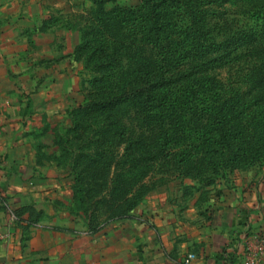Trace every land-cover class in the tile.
<instances>
[{"label": "rangeland", "instance_id": "1", "mask_svg": "<svg viewBox=\"0 0 264 264\" xmlns=\"http://www.w3.org/2000/svg\"><path fill=\"white\" fill-rule=\"evenodd\" d=\"M139 1L114 0L112 4L118 2L129 8ZM260 1L225 0L220 5L204 6L203 10H207V15L202 20L203 28L199 32L200 34L197 32L195 34L193 24L187 20L186 16H182L178 19L181 27H174L172 31L170 30L161 43L165 49L162 48L163 53L170 57L168 64L171 66L188 64L194 54L191 46L197 43L219 45L227 39L232 40L239 36L240 32L252 33L261 28L264 25V7L261 5L264 3ZM78 2L80 3L79 11L74 8L72 13L61 12L58 15L60 17L43 20L40 25L41 30L46 31L47 27H50L61 32L56 33L54 30L52 34L47 35L52 43L40 41V45L37 46L36 43L33 45L34 34H31L27 40L28 48L31 47L30 53H33L37 58L44 56L43 58L48 59L70 54V57L65 59L70 63H63L64 69L69 70V74L72 75H66L63 78V81L65 79L70 85L69 90L62 86L46 88L42 81L38 84L39 86L33 84L27 87L30 91L43 87L45 90L51 91L52 95L48 98L47 103H40L39 106L42 108L38 111L35 110L38 107L37 101L35 105L30 100L27 119L32 118V128L25 131L26 137L37 140L32 148L37 160H45L50 166L56 165L61 169L60 171L54 169L56 174H65L64 181L69 187V193L63 196V201L70 204L69 211L84 216L87 219L89 230L98 233L107 225L133 221L136 217L142 222H148L150 217L143 215L139 210L157 195L159 203H164L165 206L168 204L171 207L181 205L184 208L194 200L198 205L205 203L210 206L212 201H216L217 197H220L218 190L229 192L228 190L235 189V192L243 194L253 188L264 189V165L259 160L244 167L229 169V171L221 169L214 172L213 162L221 160V151L222 148L224 149L220 135L212 133L209 137L210 141L202 142L201 151L194 155L184 153L185 148H189L193 144H200L196 139L200 132L204 133V129H202L204 123L200 124L197 129L189 127L187 133H180L181 136L176 142L182 144L174 145L175 142H173L168 149L173 153L168 154L167 152L158 156L159 154L154 151L158 141V130H160L156 122L160 118L162 109L147 113L150 108L145 99H139L140 102L136 104L126 103L118 110L110 112L87 111L79 114L78 108L91 104L111 92L123 90L137 83L140 76L139 67L141 65H144V68L147 67L146 60L140 61L138 57L154 56L156 49L147 43L139 44L133 41V34L137 30L131 28V24L117 29L118 25H105L99 22L94 0H78ZM199 16L201 17V15ZM62 28L65 29L64 33ZM124 32L127 33L128 39L117 37L118 34ZM195 37L201 39L193 41ZM53 42L57 44H53ZM87 42L89 43L86 44ZM82 45H87L86 48L91 54L93 52L91 50L98 49L93 52H97L94 57L95 61L88 62L86 52L79 54L75 51ZM36 47L42 50L37 51ZM223 50L224 48H216L212 56L219 59ZM239 54L238 57V53H232L227 58L228 61L225 65L222 60L219 63L221 65L212 63L211 69L200 75L215 84V87L217 86V91L212 93V96L213 94L223 95L222 88L220 89L221 85L226 88L225 91L244 92L247 90V85L241 83L242 81L248 77L256 78L264 75L260 66L264 63L263 57H256L253 53L248 56H241V52ZM49 66L51 67L49 68ZM62 67L58 65V69L55 65L48 64L41 68L44 72L48 71L44 75L46 78L55 69L60 72ZM157 94H160L163 100H166L165 97L172 96L171 93L162 91ZM236 94L234 92L217 100L222 102L228 97L234 96L231 102L235 103L238 100ZM212 101L216 100L211 98L209 103ZM198 104H201L200 101ZM247 104H250L249 99ZM251 105L246 108L247 113L252 111ZM147 116L148 120L154 122L152 124L156 128L152 132L146 127L145 117ZM188 117L190 116L187 115ZM250 118H253V115L245 117L246 120ZM113 122L116 123L115 126L112 125ZM239 122L240 117L235 116L232 127L234 128ZM36 123H38L37 126ZM173 131L178 132L179 130L175 128ZM132 138L139 139L134 149L129 148V141ZM230 141H234L233 137L230 138ZM210 147L217 151L212 155H206L208 154L206 151ZM127 148L128 159L125 156ZM231 152L233 151H229L228 154ZM77 160H81L79 167L76 166ZM238 160L241 161V157ZM88 162H90V171L87 170ZM74 170L80 174L79 181L83 183L82 187L85 184L95 186L94 188L98 192L96 199L101 202V205L106 201L109 204L118 205L114 202L118 197L112 193L110 195L113 187L127 190L126 197L132 202L135 201V205L124 217L117 215L110 217L111 215L104 212L105 208L100 206L96 211V227L92 229L88 215L75 208L72 188L76 181L72 174ZM27 205L29 204L11 211L14 223L19 219V216L23 218V224H28L29 213L24 210ZM15 211H19L20 215L17 216ZM116 211L119 212L118 207ZM21 227L25 234L27 231L23 226ZM31 227L29 226L28 229ZM254 243L256 245L250 249L251 254L259 257L264 253V230Z\"/></svg>", "mask_w": 264, "mask_h": 264}, {"label": "crops", "instance_id": "2", "mask_svg": "<svg viewBox=\"0 0 264 264\" xmlns=\"http://www.w3.org/2000/svg\"><path fill=\"white\" fill-rule=\"evenodd\" d=\"M79 4L78 0H0V233L4 234L0 264H184L190 252L197 254V264H249L250 249L264 230V189L259 187L243 194L218 190L220 197L210 206L194 200L187 207L177 206L179 210L159 203L157 195L139 210L150 217L148 222L136 217L98 233L89 230L84 216L69 211L70 204L63 201L69 193L65 174L58 175L54 169H61L56 165L37 160L32 150L37 140L26 137L25 131L32 128V118L27 119L31 101H37L38 111L52 95L43 87L34 91L27 87L42 81L46 88L69 90L63 78L72 75L63 63H70L65 60L70 54L37 58L27 40L34 34L33 45L52 43L47 35L61 32L41 30L43 20L72 13L74 8L79 11ZM48 64L63 67L45 78L48 71L41 67ZM26 204L43 216L24 234L12 221L11 211ZM259 258L264 264V253Z\"/></svg>", "mask_w": 264, "mask_h": 264}, {"label": "trees", "instance_id": "3", "mask_svg": "<svg viewBox=\"0 0 264 264\" xmlns=\"http://www.w3.org/2000/svg\"><path fill=\"white\" fill-rule=\"evenodd\" d=\"M113 1L94 0L97 6L96 13L99 22L105 25H118L119 28L117 29L131 24V28L137 30L133 34V41L139 44L147 43L153 46L156 51L154 52V56L146 55L147 58L138 57L140 61L146 60L145 65L147 67L144 68V65L139 67L138 73L140 76L137 83L123 90L111 92L91 104L78 108L79 114L86 113L87 111L96 113L110 112L118 110L126 103L136 104L140 102L139 99H145L150 108L147 113L162 109L160 118L156 122L160 130H158V141L156 143V150L154 151L159 154L158 156H162L167 152L168 154L173 153L168 149L173 142H175L173 143L174 145L182 144L176 142L181 136L180 133H187L189 127L197 129L200 124L204 123L202 126L204 133L200 132L196 139L200 144H193L191 147L185 148L184 153L187 152L194 155L201 151V143L210 141L209 137L213 133L222 137V147H224L221 151V160L213 162L214 172H218L221 169L229 171V169L244 167L247 164L255 163L256 160H259L264 165V75L256 78L248 77L242 81L241 83L247 85V90L244 92L239 90L225 91L226 88L221 85L220 89L222 88L223 95L213 94V96L212 93L217 91V86L215 87V84H212L206 78L200 77L201 74L211 69L210 65L212 63L218 65L222 60L223 65H225L228 61L227 58L232 53H238V57L240 56L239 52H241V56H248L253 53L256 57L264 58V25L252 33L240 32L239 36L234 37L232 40L227 39L219 45H213L212 43L211 45L199 43L192 45L191 49L194 51V54L191 56V61L188 64L171 66L168 64L170 57L163 53L162 48L164 49V47L161 43L170 30L172 31L174 27H181L178 19L186 16L187 20L193 24L195 34L196 32L199 33L203 28L202 20L207 15V10H203V7L207 5H220L225 0H140L129 8L118 2L112 4ZM247 1L255 2L256 0ZM260 2L264 3V0ZM261 6L264 7V4ZM117 37L126 39L128 35L124 32L123 34H118ZM199 39L201 38L195 37L193 41ZM86 47L87 45H82L81 48L79 47L75 51L79 54L86 52L87 61H95L94 57L97 52H93L98 49L91 50V52L93 51L91 54ZM216 48H224L223 52L219 55V59L212 56ZM260 66L264 73V63ZM161 91L171 93L172 96L165 97L166 100H163L161 95L157 94ZM234 92L237 93L238 98L235 103L231 102L234 96L228 97V99L222 102L217 100L222 96H227ZM211 98L216 101L209 103ZM248 99L250 100V104H247ZM199 101L201 104H198ZM250 105L252 111L247 113L246 108H249ZM187 115L190 117L187 118ZM248 115H253V118L246 120L245 117H248ZM235 116L240 117V122L233 128L232 122ZM145 119L147 129L150 132L154 131L156 128L152 124L153 121L148 120V116ZM112 125L115 126L116 123L113 122ZM175 128L179 131H173ZM187 136L189 135L187 134ZM231 137H233L234 141H230ZM138 142V138H132L129 141V148L134 149V146ZM211 149V147L207 149L206 153L208 154L206 155H212L217 151ZM229 151L233 152L228 154ZM125 156L128 159V148ZM240 157L241 161L238 160ZM80 162L81 160H77L76 166L79 167ZM95 162L98 161L95 160ZM87 170L90 171V162H88ZM72 174L76 180L72 186L75 208L82 210L88 215L92 229L96 227V211L100 206L105 208L104 212L111 215L110 217H115V215L124 217L129 213L131 207L135 205V201L132 202L126 197L127 193L125 192L127 190L117 187L111 189L110 195L112 193L115 197H118V199L114 200L118 205L109 204L107 201L101 205V202L96 199L98 192L94 188L95 186L85 184L82 187L83 183L79 181L80 174H77L75 170ZM106 192L104 193L106 194ZM117 207L119 212L116 211ZM24 210L29 213L28 224H23V218L18 216L20 215L19 211H15L19 218L16 224L23 226L24 230L28 231L30 225L42 218L43 212L30 204L25 206Z\"/></svg>", "mask_w": 264, "mask_h": 264}, {"label": "built area", "instance_id": "4", "mask_svg": "<svg viewBox=\"0 0 264 264\" xmlns=\"http://www.w3.org/2000/svg\"><path fill=\"white\" fill-rule=\"evenodd\" d=\"M4 237L3 233H0V238ZM262 246V243H261ZM197 254L194 252H190L187 257L185 258L184 264H197ZM249 264H259V257L258 255L251 254L249 257Z\"/></svg>", "mask_w": 264, "mask_h": 264}]
</instances>
